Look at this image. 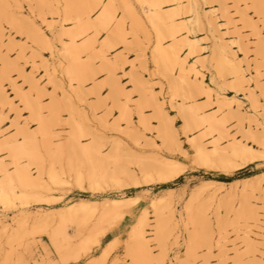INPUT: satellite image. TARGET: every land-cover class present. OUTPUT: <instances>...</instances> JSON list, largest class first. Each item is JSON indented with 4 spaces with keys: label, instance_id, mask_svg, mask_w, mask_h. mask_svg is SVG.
I'll return each mask as SVG.
<instances>
[{
    "label": "snow or ice",
    "instance_id": "6c2138e0",
    "mask_svg": "<svg viewBox=\"0 0 264 264\" xmlns=\"http://www.w3.org/2000/svg\"><path fill=\"white\" fill-rule=\"evenodd\" d=\"M111 6L108 0H12L5 6L12 10L15 19H0V29L6 36L19 37L17 42L24 45L25 56L39 52L41 55L35 61L37 65L42 61L48 63L47 69L40 68L38 71L20 58L21 48L17 47L9 53L10 58L18 59L17 68L27 69L33 81L29 83L26 75L21 77L13 70L12 78L19 83L10 85L6 81L4 84L9 98L18 105L16 111L21 113L19 124L27 125L26 135L30 133L32 136L27 152L16 157L18 164H11L13 157L7 151H0V161L9 164L5 169V179L10 178L17 192L35 183L51 188L55 184L50 179L54 173L63 170L67 178L78 167L83 171L91 165L71 146L70 128L65 123L83 121L86 113L89 124H95L104 135L108 134L95 123L93 110L79 103L74 91L89 74L91 78L87 79V87L91 88L101 80L110 81L99 89L100 99L106 97L107 105L115 103L133 108V116L136 115V101L140 98L137 88L141 82L159 79L165 94L157 97V102L163 100L167 107L166 94L173 86L172 77L160 63H153V57H148L147 69L136 65L138 72L133 75L140 77V81H136L128 76L132 68L130 63L126 70L117 66L110 77V70L93 71L99 60L93 64L87 53L80 52L75 59L68 56L66 49L71 40L68 29L82 26H87V31L79 37L78 43L95 36L94 50H99L100 42H103L111 48L109 60L123 51L120 32L111 27L106 30L99 25V20ZM215 7L218 10L215 20H221L219 12H224L219 27L226 42L237 53L232 62L235 76L241 79L240 86L245 93L249 87L253 88L264 104V0H223ZM14 23L16 28H13ZM211 26L206 24L205 32ZM33 33L43 34V47L38 48L34 43ZM153 43H156L155 39ZM53 67L57 70L55 81L63 80V90L58 83L49 80ZM65 68L67 78L64 77ZM218 82H214L213 87ZM17 92L22 93L20 98H17ZM65 93L81 109L80 116L66 110ZM96 101L94 92L89 103L94 107ZM113 111H116L115 107ZM133 124H136L135 120ZM3 127L8 129L5 139L16 134L21 143H26L10 122ZM245 127H248L247 124ZM261 129L264 130V121ZM261 151L264 152V144ZM248 167L258 168L259 181L247 179L244 183L233 182L232 187L220 189L218 195L211 199L205 196L198 200L190 187L192 195L184 196L185 203L180 204L178 211L157 216L150 229L145 231L144 235L151 243H145L144 237L135 244L130 242L128 251L121 249L122 259L118 264H264V155L251 163L248 157L238 158L229 163L228 171L239 174ZM9 208V205L0 208V212L7 217L6 223H10L5 232L11 234L0 237V251L10 259L0 260V264H64L56 237L42 229L38 231V218L24 226L29 235L17 236V228L11 223L15 213ZM142 254L152 259H142Z\"/></svg>",
    "mask_w": 264,
    "mask_h": 264
},
{
    "label": "rangeland",
    "instance_id": "374dc122",
    "mask_svg": "<svg viewBox=\"0 0 264 264\" xmlns=\"http://www.w3.org/2000/svg\"><path fill=\"white\" fill-rule=\"evenodd\" d=\"M5 1L8 3L12 2V0H0V12L2 11L1 5ZM109 1L112 5L111 10H107L103 18L99 20V25L106 30L110 27L116 30L117 22L120 19L124 20V33L126 35H121V43H123L124 49L122 52H117L112 57L116 61V68L119 66L120 69L126 70L128 66L127 64H133L134 66H132L131 71H128V76L133 80L137 79L135 78L136 75H133L134 73L138 72L136 65L147 69L148 57H153V52L156 45V43H153V39L157 41L158 32L145 15L143 19V27H138L136 26L137 23L134 22V20L124 10V6H122L123 2L121 0ZM130 3L133 5V7L136 6L134 8H136V11L138 10L139 13L141 12L142 15L139 1L131 0ZM221 3L222 0H164L162 6L169 7L174 5L176 6V11L183 10V12H185L186 17L184 18L187 24L191 27V32L200 46L198 48L202 50L191 53L192 49H190L188 45H185L183 49L184 54L191 53V61L196 59L197 61L202 62V72L204 75L207 73L204 78L206 82L210 83L212 87L214 82L219 81L218 83H215V86L213 87L214 93H218L219 98L222 101L221 107L224 115L226 116V126L229 128L228 130L231 135H234L243 143H250L255 148L261 149L255 140V138L259 139L260 141L262 140V135H260L261 132L259 128L253 124L251 131L253 132L254 130L255 133L249 131L252 133L250 134L248 132V128L245 127L246 124L248 125V122L246 123V120H239L235 116V110H233L235 99H237V101L242 104V111H245V109H250L251 102L249 98L246 97V95L249 93V91L253 90V88L249 87L247 91L248 93L243 91L244 89L240 86L241 82L239 81L238 77L235 76V70L233 68L232 62V58L235 57L237 53L233 49L227 50L220 46L223 42H221L217 36L222 35V37H225L221 32V28L219 27L224 13L223 11H220L219 16L221 20H215L218 15V10L215 5H219ZM12 16V10L8 9V12L3 13V15L0 14V19L8 18L11 20ZM209 16L212 17V20H215V22L212 21L213 24L210 22L211 17ZM206 24L212 25L211 27H208L207 32H205ZM132 26L133 29H131ZM13 28L16 27L13 26ZM68 31L75 37L76 43H78L79 37L84 34L82 33L81 27L76 29H68ZM4 35L5 33L2 29H0V88L3 89L6 81L10 85L13 82L16 84L19 83V81H16L12 78L13 70H15L21 77L26 75L28 82L29 78L32 77L31 73L28 72L27 69L17 68V64L19 63L18 59L14 57L10 58L9 56V53H11L12 50L17 47L21 48V52L24 51V45L22 42H17L19 37L14 38L11 34H8L7 36ZM96 35H99V33ZM164 35L163 43L164 45H169L170 38L168 36V32L165 31ZM2 37L4 38L3 42ZM128 37H131V39H128ZM32 39L35 40L33 36ZM89 40H91L93 43L83 52L87 53L88 56H93L94 52L96 51L94 50L96 38L93 36L89 38ZM70 42L68 47H71ZM35 44L38 48L43 47V42H41V40H38V42L36 40ZM100 47L103 49V51L110 55V47H107L103 42H100ZM149 49H151V51H149ZM21 52L19 53V56L20 58L24 59L25 64L31 63L32 66L37 68L38 71L40 68H45L44 61H42L40 65L34 63L41 55L39 52L27 56ZM234 53H236V55H234ZM96 60H99V65L96 66L93 71L99 72L102 70H108L102 69L103 63L99 57L94 58L92 63L95 64ZM45 62L48 67L47 61ZM153 63H155L154 58ZM56 71L57 70L54 67L51 69V78L49 77V80L56 82ZM214 72L215 75H213ZM111 75L112 71H110V77ZM161 75H163V73H161ZM67 76L68 73L65 70L64 77L67 78ZM168 76L170 75L168 74ZM229 77H232V79H229ZM90 78L91 76L89 74L87 77H85L82 83L77 85V88L74 89V91L76 92L79 103L81 105H88V107L93 110L95 113L93 117L95 123L99 124L102 129L108 132V134L104 135L95 127V124H89L86 113L83 115V121H79L78 123L80 125L82 124L81 126L82 128H85L84 130H88V132H91L95 135V139L99 141L96 143V145H99L100 143L104 144V146H102L104 153L107 152L109 155L112 154L111 157L119 154L120 158L118 160V164L117 161H114V159L111 157L109 160L113 159V161H106L109 168H115L117 165L119 167L121 166V168L127 170L129 173L136 174V178L140 184L135 185L133 183V179L126 173H123L121 175L119 186L118 184L114 183V181L108 179L106 182H102L101 188L98 191H94L91 189L86 178L84 179L82 187H79L75 181L74 173L65 178L63 170H61L60 172L56 173L59 181L55 182L53 187L50 188L48 185H46L47 188H36L33 190V192L39 193V199L30 197L28 198L27 203H22L20 200L14 199V203L10 205L9 210L15 213L12 215L11 223H14L17 228V236L20 234L25 236L29 235L24 231V226L30 220L38 218V231L42 229L45 233H51L52 236L56 237L55 242L58 244V251L61 253V259L64 261V264H118L119 260L122 259V255L120 254L121 249L123 248L126 252L128 251L130 242L133 244L138 242L130 236V232L140 221L139 219H141V216H144V232L148 231L150 229L151 223L157 216L163 217L165 214H172L178 211L180 204L185 203L183 199L184 196L186 194L189 196L192 195V193L189 192L190 187L192 192L196 193L198 200L205 196L211 199L218 195L220 189L232 187L233 182L244 183L247 179H255L259 181L260 176L257 174L258 168L248 167L246 171L237 174L235 172H229L228 167L222 166L219 163H215V167H207L201 165L197 161L195 149L191 145L189 139L190 137L200 135L199 133H201L203 130L202 128L190 130L186 127L184 112L180 109L179 103L188 102L189 100H184L183 94L181 93L179 95H175L173 86L166 94L168 97L167 107L165 106L164 101L160 100L163 109L170 116L168 118V125L174 134L173 139L164 142V122L155 117L156 114L154 107L149 103V101L143 98L142 92H140L141 87L137 88V91L139 90L138 92H140V98L138 101H136V115L133 116V108H131L130 114L132 124L130 128H127L125 121L126 118L122 115L121 110L118 107L119 105L115 103L113 105H107L106 97L103 100L100 99L99 89L103 87L104 84L110 83V81L101 80L98 84H95L93 87L89 88L87 87V79ZM165 79H167V77H165ZM145 82L152 86L154 93L158 97L165 94L164 85L159 79L145 80ZM56 83H58L61 90H63V80H60ZM13 90L15 91V89ZM4 91L6 94L8 93L6 90ZM94 92L97 95V101L93 107V105L89 103V99ZM65 95L67 96V93H65ZM20 97V95L17 96V98ZM196 97L198 102L205 104V102H203L205 98L203 95ZM139 104H142L141 108L143 114L150 122L149 123L147 121L148 127L143 125L140 126L142 122L138 114V110H140ZM64 106L70 113L74 112L77 117L81 115V109L72 103L71 96H67V100L64 101ZM113 107L116 108L115 112L113 111ZM213 107L214 105L206 106L208 111H214ZM17 108L18 105L14 100L10 99L9 96L8 99H3L0 95V134L4 135L8 131L7 128L3 127L5 123L10 122L12 125L13 121L16 119V116L20 119L21 113L16 111ZM5 109H7V111ZM96 109H102V111L97 112ZM14 113L15 115H13ZM122 117H124V119H121ZM134 120L136 121L135 125L133 124ZM233 121H235L234 124ZM115 122L119 123L120 126L118 128H121V130L125 129L123 131H125L126 134L125 132L119 133L113 129L115 127L113 124H116ZM65 123L69 125L70 129V126H79L77 122L73 124L65 121ZM239 124H242V127ZM126 129H128V131ZM244 129L248 132V134L245 133L246 131ZM70 132L71 130L68 133L69 137ZM256 132H258V134H256ZM14 135L15 134L12 136ZM210 135L211 136L208 135L207 138H204V141L206 140L205 143L207 144L218 136L216 132H213V134ZM112 136H119L120 139L122 138L119 150L113 142V139L111 138ZM91 139L92 136H89V138L86 140ZM139 142L141 144H139ZM226 143H228V139H223L221 142L222 146H225ZM113 147L117 149L118 154L116 152L114 154L113 151H116L115 149L111 150ZM0 151H7L10 156V152L8 150L0 149ZM156 151L159 152V154H157L159 157H175L177 160H179V172H181L179 177L174 178L165 184L159 183L156 180L150 184H146L143 181L142 174L139 170V164H137L136 161L137 156L143 157L144 160H149V157L156 154ZM253 156L256 157L254 158L250 154L246 155L245 157L249 158L250 163L258 160L261 157L259 153L257 155L254 153ZM114 162L116 163V166L114 165ZM87 169L89 168L85 167L83 172L86 173ZM1 174L2 173H0V180L3 179ZM232 178L235 179L233 180ZM50 179L52 178L50 177ZM121 183L122 185H120ZM126 197H137L138 203L123 207L122 210L125 212V215L121 221L110 227L111 222L114 219H112L110 216L101 217V211L104 208H108L110 206V200L112 198ZM76 202L90 203L91 206H95L97 210L92 216L89 214H76L71 216L68 214L69 206ZM4 206L5 205L0 202V208H3ZM23 216H26V218H23ZM6 221L7 217L3 212H0V237L11 235L10 233L5 232V229L10 227V223H6ZM21 221H23V223H21ZM115 229L119 230L114 231ZM111 232H113V234ZM115 233H119V236L112 237L113 235H116ZM148 243H151V241L148 240ZM105 250H109V252L108 256H106L107 258L105 257L104 260V257L102 259V255ZM165 255H167V253H165ZM141 256L143 259V254ZM7 259H10V256L0 251V260ZM144 259L150 260L152 258L150 257Z\"/></svg>",
    "mask_w": 264,
    "mask_h": 264
},
{
    "label": "bare ground",
    "instance_id": "6f19581e",
    "mask_svg": "<svg viewBox=\"0 0 264 264\" xmlns=\"http://www.w3.org/2000/svg\"><path fill=\"white\" fill-rule=\"evenodd\" d=\"M121 1L123 2L122 6H124V10L134 20V22L137 23L136 26L143 27V19L145 15L158 32L157 35L158 38L153 52L154 62L160 63L162 66H164L170 77H172L173 88L175 91L174 94L179 95L181 93L183 94L184 100H189L188 102L179 103L180 109L184 112L186 127L189 128L190 130L195 128L198 129L202 128L203 130L201 131V133H199L200 135L197 134L198 136H193L190 137L189 139L191 145L195 149V153L197 155V161L201 165L207 167H215V163H219L222 166L228 167L229 163L233 162L238 158H243L248 154H250L252 157H254L253 156L254 153L255 155L259 153L260 156L264 155V152H262L261 149L255 148L250 143L249 144H246V142L243 143L240 139L236 138L234 135H231V133L229 132L228 130L229 128H227L226 126L227 124L225 118L226 116L224 115L221 107L222 101L219 98L218 93H214V88L210 85V83L206 82L204 78L205 75L202 72V68H201L203 67L202 62L197 61L196 59H194V61L190 60L191 53L195 51H201L202 49L198 48L200 46L191 32V27L187 24L184 18L186 17L185 12H183V10L176 11L175 10L176 6L174 5L169 7H163L162 4L164 3V0H138L142 11V15H141V12L139 13V11L138 10L136 11V8H134L136 6L133 7L132 5L133 3L132 2H131L132 4L130 3L131 0H121ZM168 1H172V0H168ZM108 3L111 5V2L109 0ZM8 4L9 3L6 1L2 3L1 5L2 11L0 12V14L3 15V13L8 12V8L5 7ZM107 10H111V7H109ZM12 19H15L14 16H12L11 20ZM212 21L213 20L210 19L211 23ZM13 26L16 27V24L14 23ZM116 27L122 36L126 35L124 33L125 31L124 20L120 19L117 22ZM81 29H82V33H84L87 31V26H82ZM131 29H133V26ZM165 31L168 32V36L170 38L169 45H164L163 43ZM33 37L35 39L33 40L35 43L36 40L37 42L38 40H41V42H43L44 44L45 39L43 37V34L33 33ZM217 37L221 42H223L220 45L222 48H225L227 50L233 49V47H231L226 42L225 37H222V35L221 36L219 35ZM3 41L4 38L2 37V42ZM70 41H71L70 42L71 47H67L66 50L68 52V56L73 59H75V56H77L80 52H83L85 49L90 47V45H92L93 43L89 39L84 40L82 43H76L75 37L73 35H71ZM185 45H188V47L192 49L191 53L184 54L183 49ZM21 53L24 54V51H22ZM234 55H236V53H234ZM108 56L109 54L103 51V49L100 47L99 50H96L94 52L93 56H89V59L92 62L94 58L99 57L103 63L102 69H108L114 72V70L116 69V61L114 60L113 57L111 60H109ZM44 64H45V68L47 69L48 67L45 61ZM132 66L134 65L132 64ZM65 70L67 72L66 68ZM135 78L137 79L134 80L140 81L139 79L140 77L135 76ZM238 79L241 82V79L239 77ZM177 81H179L178 84ZM32 82L33 81L31 77L29 78V83ZM146 82L145 80L144 82L143 81L141 82V86H139L141 87L140 92H142L143 98L149 101V103L154 107L156 114L155 117H157L158 119L164 122L163 137H164V142H167L168 140H171L174 137L173 131H171L168 125V118L170 116L163 109L161 102H157L158 96L154 93V89L152 88V86L148 85V83ZM12 84H16V83L13 82ZM4 90L5 88L4 89L0 88V92H1L0 95L3 99H8V93L6 94ZM18 94L22 96V93L17 92V96H19ZM200 95H203L205 97L203 101L205 102V104L198 102V100L196 99L197 98L196 96H200ZM246 97L249 98L251 102L250 109L247 111H242L241 110L242 104L239 101H237V99H235L234 100L235 101L234 106H236L235 116L241 121L246 120L245 122L246 123L248 122L247 125L248 132L252 130L253 124L257 128H259L261 132L260 135H262V140L260 141L259 139L256 138L255 140L257 141L258 145L261 147V145L264 144V130L261 129V123L262 121H264V110H263L264 104L261 103V99L257 95L254 89L249 91ZM141 105L142 104H139L140 110H138V114L142 122L140 126L143 125L148 127L147 121L149 122V120H147L146 117L144 116ZM208 105L209 106L214 105L213 107L214 111H208L207 110L208 108H206V106ZM118 107L120 108L122 115L126 118L125 121L127 124V128H130L132 124L131 114H130L131 107L122 106V105H119ZM124 117H122L121 119H124ZM115 123L116 124H113L115 126L113 129L119 133L120 132L124 133L125 131L123 130L125 129L121 130V128H118L120 126L119 123L118 122ZM81 125L80 124L79 126L74 125L73 127L70 126L71 132L69 139L72 142L71 146L74 149L78 150L85 159L91 162V165L87 167L89 169H87L86 173L81 171L79 168L74 170L75 181L77 185L79 187H82L84 179L86 178L91 189L94 191H98L101 188L102 182H106L108 179L114 181V183L118 184L119 186V183L121 181V175L123 173H126L129 177H131L135 185L140 184V182L136 178V174L129 173L127 170L121 168V166L119 167L117 165V167L115 168H109L107 166L106 161L109 160L112 154L109 155L107 152L104 153L102 150V146H104V144L100 143L99 145L98 144L96 145V143H98L99 141L95 139L96 138L95 135L92 134L91 132H88V130L87 131L84 130L85 128L84 127L82 128ZM239 125H241L242 127V124ZM12 126L16 128V133H18L20 137H23L26 143H21L20 140L17 138L16 134L12 137L9 136L7 139L4 138L3 134H0V149H5L10 152V156L13 157V159L11 160V164H18V160L16 159V157H20L27 152L32 142V136L30 133L26 135L27 127L26 125L19 124V118H17V116L16 119L13 121ZM126 130L128 131V129ZM213 132H216L218 136L215 137L214 140L212 139L210 142H208V144L205 143L206 140L204 141V138L205 137L207 138L208 135L211 136L210 134H213ZM248 132L246 131L245 133L248 134ZM252 133H255L254 130ZM256 134H258V132H256ZM89 136L90 137L92 136L93 140L92 139L86 140L87 138H89ZM111 138L113 139V142L115 143L117 149L119 150L122 138L120 139L119 136H112ZM223 139L224 140L228 139V143H226L225 146H222L221 144ZM139 144L141 143L139 142ZM114 147L111 150L116 148ZM117 149H115L116 151H113L114 154L115 152L118 154ZM157 154H159V152L156 151V154L151 155L149 157V160H144L143 157L137 156L136 161L137 164H139L140 173L142 174L143 181L146 184H150L154 180L158 181L159 183L165 184L181 175L180 174L181 172H179V168H180L179 160H177L175 157H165V158L164 156L159 157ZM111 158H113L114 161L116 160L118 164V160L120 158L119 154ZM113 159L110 160L113 161ZM114 165L116 166V163ZM8 166L9 164L0 161V173H2L1 176L4 182L3 183L2 180H0V202H2L4 205L10 206L11 204L14 203V199H18L22 203H27L28 202L27 200L30 197L39 199V195H38L39 193H35L33 192V190L36 188H40V189L47 188L46 184L41 186L39 183H35L25 188L23 191L17 192L12 187L10 178L5 179V169ZM51 178L55 182L59 181L56 173H54L51 176ZM120 185H122V183ZM136 203H138L137 197L112 198L110 200V206L108 208H104L101 211L100 216L101 217L110 216L112 219H114L111 222L110 225L111 227L114 224L121 221V219L125 215V212L122 210L123 207ZM96 210L97 208L95 206H91L90 203L76 202L71 206H69L68 214L71 216L76 214H84V215L89 214L92 216L95 214ZM23 218H26V216L25 217L23 216ZM139 220L140 221L135 225V227H133L132 231L130 232V236L137 241H139L141 237H144V242L148 243L147 236L144 235L145 233L143 226L144 216H141V219ZM108 252L109 250H105L103 252L102 259L104 257L105 260V257L108 256ZM143 257L150 258V256L146 254H143Z\"/></svg>",
    "mask_w": 264,
    "mask_h": 264
},
{
    "label": "crops",
    "instance_id": "0c3cea01",
    "mask_svg": "<svg viewBox=\"0 0 264 264\" xmlns=\"http://www.w3.org/2000/svg\"><path fill=\"white\" fill-rule=\"evenodd\" d=\"M117 230H119V229H115L114 231H117ZM112 234H113V232H111ZM116 235H113L112 237H114V236H119V233H115ZM111 237V238H112Z\"/></svg>",
    "mask_w": 264,
    "mask_h": 264
}]
</instances>
